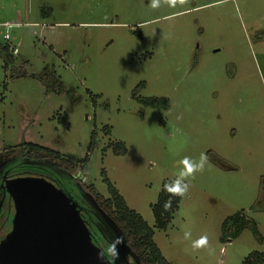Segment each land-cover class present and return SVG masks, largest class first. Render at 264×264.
<instances>
[{
    "label": "rangeland",
    "instance_id": "rangeland-1",
    "mask_svg": "<svg viewBox=\"0 0 264 264\" xmlns=\"http://www.w3.org/2000/svg\"><path fill=\"white\" fill-rule=\"evenodd\" d=\"M6 44L12 59L5 67L0 53V184L34 177L68 191L90 232L109 244L123 239L119 264L139 263L88 191L107 198L103 170L168 263L244 264L253 252L264 255V0L176 7L162 0L155 9L151 0H0V48ZM45 68L61 93L34 78ZM135 90L166 98L169 107H146ZM30 143L87 155L85 172L24 156ZM118 143L124 155L112 151ZM201 153L209 164L190 180L168 227L156 229L151 206L162 184L178 177L184 157L199 161ZM240 212L261 242L249 228L221 242L222 222ZM13 216L0 186V241ZM204 235L209 246L194 250L192 241Z\"/></svg>",
    "mask_w": 264,
    "mask_h": 264
},
{
    "label": "water",
    "instance_id": "water-1",
    "mask_svg": "<svg viewBox=\"0 0 264 264\" xmlns=\"http://www.w3.org/2000/svg\"><path fill=\"white\" fill-rule=\"evenodd\" d=\"M1 187L14 216L0 244V264H110L63 191L34 177L4 180Z\"/></svg>",
    "mask_w": 264,
    "mask_h": 264
},
{
    "label": "trees",
    "instance_id": "trees-1",
    "mask_svg": "<svg viewBox=\"0 0 264 264\" xmlns=\"http://www.w3.org/2000/svg\"><path fill=\"white\" fill-rule=\"evenodd\" d=\"M47 8H42L41 11H45L43 14H47L49 11ZM0 53L3 55L5 67L11 62L12 49L8 44L1 46ZM24 73L13 72L12 77H24ZM44 87L47 92H53L56 94L61 93L63 86L59 79L55 76L54 72L48 68H45L40 75L34 76ZM143 84L138 85L142 87ZM136 89V90H137ZM134 91L133 95L136 97L137 93ZM136 99L144 106L154 109H167L169 107L168 99L163 97H136ZM93 140L89 144V151L93 149ZM24 156L30 159H52L57 163L59 168L72 171L76 168H80L81 172H85V166L88 161L86 155L82 159H77L71 155H61L57 151L48 149L36 144H26L24 146ZM112 151L117 155H124L126 148L123 144L118 143L112 147ZM104 176L103 182L107 185V198H104L98 194L92 186L88 187V191L92 193L95 201L100 209H102L106 215L120 230L125 243L131 253L135 256L139 264H170L162 256L160 250L153 242V231L147 225V223L134 211H131L126 206L124 199L119 195L118 191L105 179V171H102ZM168 181L162 184L160 192L157 196L156 202L151 206L152 216L154 219L155 228L158 230H165L170 224L173 215L178 210V204L182 197H171V208L167 211L164 209L165 201L169 199V194L163 190V185L170 183ZM86 224L90 223L88 218ZM89 225V224H88ZM249 228L253 236L262 241L260 234L257 231L256 225L253 221H249L245 218L243 213H236L227 217L220 226L221 242L225 238L235 239L241 232ZM94 231V230H93ZM93 242L99 247L104 257L112 259V256L108 252L109 243L105 240L103 234L100 231L91 232ZM121 259V260H120ZM115 260V264H118L124 260ZM123 263V262H122ZM244 264H264V255L260 252L251 253L246 259Z\"/></svg>",
    "mask_w": 264,
    "mask_h": 264
},
{
    "label": "clouds",
    "instance_id": "clouds-1",
    "mask_svg": "<svg viewBox=\"0 0 264 264\" xmlns=\"http://www.w3.org/2000/svg\"><path fill=\"white\" fill-rule=\"evenodd\" d=\"M162 0H151L152 8H159L161 6ZM163 3H166L169 7H176L177 5L184 6L189 3V0H163ZM182 117L178 116L177 119ZM180 164L182 168L179 172L178 177L170 183L163 185V190L169 194V199L165 201L164 209L167 211L171 208V197L179 196L185 197L190 189V180H194L197 172H203L205 165L209 164V157L205 153H201L199 161H194L190 157H184ZM191 236L190 231L184 232V239L188 240ZM124 243L121 237H116L109 246L108 252L112 256L113 262L119 259V250L118 245ZM209 246V240L206 235L201 236L199 239L192 241V248L202 249Z\"/></svg>",
    "mask_w": 264,
    "mask_h": 264
},
{
    "label": "flooded vegetation",
    "instance_id": "flooded-vegetation-1",
    "mask_svg": "<svg viewBox=\"0 0 264 264\" xmlns=\"http://www.w3.org/2000/svg\"><path fill=\"white\" fill-rule=\"evenodd\" d=\"M6 179H7V178H5V179L2 180L0 186L2 185V183L4 182V180H6ZM7 180H8V179H7ZM54 187H56V186H54ZM56 189L63 191V190L60 189L59 187H56ZM1 190H2L3 196H8L2 187H1ZM63 193L67 196L68 199H70V201H71L72 203H74L75 208H76V212L78 213V216L80 217V219L82 220V222L85 224L86 229L88 230V226H87V224H86L87 222H86L85 216L82 214V213L85 212V211L82 209V207H81L78 203H76V202L72 199V196H71V194H70L68 191H63ZM85 215H86V213H85ZM11 222H12V220H11ZM11 230H12V223H11ZM10 232H11V231H10ZM88 232H89V235H90V238H91V242H92V244H93L96 248H98V249L100 250V253L103 255L102 250H101L99 247H97L96 244L93 242L92 237H91V235H92L91 232H90L89 230H88ZM6 236H7V235H6ZM6 236L4 237V239H3L2 241H0V244L5 240ZM103 256H104V255H103ZM106 259L109 261L110 264H115V263L113 262V260L108 259V258H106ZM118 264H119V263H118Z\"/></svg>",
    "mask_w": 264,
    "mask_h": 264
},
{
    "label": "built area",
    "instance_id": "built-area-1",
    "mask_svg": "<svg viewBox=\"0 0 264 264\" xmlns=\"http://www.w3.org/2000/svg\"><path fill=\"white\" fill-rule=\"evenodd\" d=\"M4 26H5V27H9V26L6 25V24H5ZM3 38H4L5 41H8V40L10 39V37H9V35H8L7 33L3 35Z\"/></svg>",
    "mask_w": 264,
    "mask_h": 264
}]
</instances>
